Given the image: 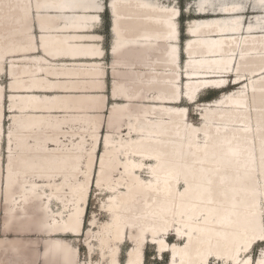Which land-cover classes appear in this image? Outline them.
Listing matches in <instances>:
<instances>
[{
	"label": "bare ground",
	"instance_id": "obj_1",
	"mask_svg": "<svg viewBox=\"0 0 264 264\" xmlns=\"http://www.w3.org/2000/svg\"><path fill=\"white\" fill-rule=\"evenodd\" d=\"M213 2L219 5L220 0H193V15L185 22L181 42L180 16L172 21L177 37L169 40L171 13L165 9L176 6L174 0H106L112 35L111 61L106 64L101 58L82 54L93 47L91 38L101 35L96 30L101 19L93 25L92 17L99 13L88 7L90 0H0V77L4 73L12 85L6 89L7 109L3 107L5 92L0 91V127L7 113L13 133L11 171L8 133L3 141L8 155L0 172V197L4 215H14L18 227L32 229L13 230L12 237L0 230V264H36L39 258L42 264H120L123 241L131 245L123 264H144L147 245L154 247L156 258L167 254L168 264H205L206 259L227 264L237 231L227 223L233 203L243 214L258 198H264V175H260L264 8L259 7V0H225L229 6H243L235 13L196 10L201 3ZM37 3L42 6L38 13ZM247 3L253 5L251 11ZM96 47L104 51L101 43ZM220 61L233 65L224 79L236 80L237 67L247 79L225 92L231 85L199 89L197 103L192 104L199 124L188 120V112L178 115L177 110L189 102L167 98L171 82L189 83L192 76L195 84L196 77L202 79ZM244 84L248 85V107L240 108L239 96L227 97ZM114 88L126 93L119 103L112 99ZM209 90L220 93L199 100ZM108 99L113 101L108 111L111 126L108 116L103 121L104 100ZM101 117L109 146L105 149L103 139L98 157ZM144 166L149 174L145 178L139 173L145 171ZM202 167L214 176L212 204L202 192L206 178ZM85 171L89 186L92 183L96 190L107 192L101 204L107 220L92 216L82 235L40 231L63 211L62 223L71 226L78 202L84 211L87 198L81 200L78 182ZM97 179L102 189L96 187ZM39 182L46 183L47 192ZM51 200L60 204L59 209L49 208ZM169 230H173V241L166 238ZM29 234L41 236L30 238ZM79 242L86 249L85 260L79 258Z\"/></svg>",
	"mask_w": 264,
	"mask_h": 264
},
{
	"label": "snow or ice",
	"instance_id": "obj_2",
	"mask_svg": "<svg viewBox=\"0 0 264 264\" xmlns=\"http://www.w3.org/2000/svg\"><path fill=\"white\" fill-rule=\"evenodd\" d=\"M243 5L239 3H233L230 6L225 2V0H220L219 5L216 3L212 4H206L201 3L196 6L197 11H217L224 13H235L237 12ZM27 9H31V3H29L27 6ZM42 6L37 3L36 9L37 13L39 12V9ZM91 9L95 10L97 13H103L107 9V3L106 0H90V3L88 5ZM115 8V5L112 6ZM259 7L264 8V0H259ZM192 8V5L189 4L188 8H184V4L182 0H178V3L176 6H173L171 9H165V11H170L171 17L168 21L169 27L171 28V33L169 36V40H175L177 37V26L175 23H172L173 20H175L177 17L181 16V13L184 10L190 11ZM101 17L100 15H96L92 17L93 25L98 23L100 21ZM43 30V29H41ZM189 31H192L190 28ZM104 40V37L102 35H97L91 38V43L93 47L89 49L87 52L82 53L84 55H90L91 57L95 58H101L103 59L106 53L99 47H96V45L100 44ZM43 42V37H41V43ZM31 47V46H30ZM116 47L114 46L112 51L116 52ZM175 52L176 49H172L173 53V60H175ZM48 55H51V53H48ZM215 67L208 68L207 72L203 76V78L196 77V83L193 84L192 80L193 77L189 76V83H183L182 80L177 79L171 82V91L170 94L167 96L168 99L173 101H179L180 103H184L185 100L189 102L188 106L185 108H179L177 110L178 115H183L184 113H187L190 109L192 104H196V92L199 91L201 88H221L222 86L228 84L231 86H235L242 82V80L247 79V77H241L239 68L237 67L236 71V80L224 79L225 73H231L233 65L231 62H215ZM99 68H103L104 65L97 66ZM188 69L187 67L184 69V73H187ZM10 75V73H9ZM262 76H264V72L261 73ZM219 76V79H216L215 77ZM12 85L6 84L5 89H11ZM4 89H0V91H3ZM247 91H248V85L244 84L243 88L239 90L238 93H232L231 97H237L239 96L241 99L237 100V107L244 108L248 107L247 103ZM253 92H255V89H253ZM126 95L124 90L117 91L115 88L112 92V99L113 101H116L119 103V98L124 97ZM128 99H131V95L128 94ZM103 99V98H102ZM107 100H104V111L105 114L106 108H107ZM222 103V101H221ZM11 105H9V111H12ZM198 111H202V108H197ZM113 111H117V108H113ZM261 117L264 119V109H261ZM101 119V126H100V134L103 135V125H102V117ZM109 125L111 126V120L112 117L108 116ZM13 124H15V120H13ZM12 125L9 126L8 131V154H9V170L11 171L12 166V137L13 133L11 131ZM219 132V129L217 130ZM250 131V129H249ZM94 138H96V130L94 129ZM104 147L105 149L108 148V136H104ZM209 137L206 133L205 135V148H207V141ZM198 143V141H197ZM160 157L158 156L157 159ZM100 163H101V170L103 172V165H104V157H100ZM203 163V162H201ZM253 163H254V157H253ZM201 172L205 173V181L204 185L202 186V192L207 194L208 196V203L212 204L214 203V200L212 199L213 195V187L215 184L213 173L209 170L201 168ZM260 175H264V140L261 142V164H260ZM89 173L85 171L82 175V180L78 182V190L80 191V197L81 200H84L86 198H90V192H89ZM221 185L224 183V177L220 178ZM96 187L98 189H102V183L99 179L96 180ZM187 191V190H186ZM257 197H259L261 194L256 193ZM103 205H101V209H103ZM233 211L229 212L227 214V223L229 226H234L237 231L234 233V241H233V247H234V253H232L227 260V264H264V247H261L259 250V253L257 254L255 252V245L257 242L264 243V198H258L255 202V204L249 206L248 210L241 214V212L237 211L238 205L236 203H233L232 205ZM256 209L257 211H252L251 209ZM211 211H217L216 209H212ZM235 217V220L232 219V217ZM63 221V215H61L58 218H50L47 223H45L40 231H63L65 233L68 232H77L79 234H83L82 229L83 226L86 225L87 222V215L86 212L83 211L80 206L79 202L77 203V210L75 213V222L69 226V224L62 223ZM93 223H95V218H93ZM0 230H2L5 233H9L13 230H17L18 233L20 231H26L31 232V226L28 227H18L17 220L15 216L13 215L11 218H9V213H5L3 222L0 223ZM91 232V229H89ZM87 242V238H86ZM242 253L244 255H242ZM213 254L211 252L208 253V257H211ZM247 257V258H246ZM87 264H90V261L87 262ZM205 264H212L211 259H206ZM217 264H219V259L217 260Z\"/></svg>",
	"mask_w": 264,
	"mask_h": 264
},
{
	"label": "rangeland",
	"instance_id": "obj_3",
	"mask_svg": "<svg viewBox=\"0 0 264 264\" xmlns=\"http://www.w3.org/2000/svg\"><path fill=\"white\" fill-rule=\"evenodd\" d=\"M173 1V0H170ZM190 0H182L183 4H184V8L187 9L188 5L191 4L192 8L190 11L188 10H184L181 13V16L178 19V26H179V32H180V41L182 42L185 39V35H184V25L185 22L188 18L192 17V13L195 7V4H193V0H191V3H188ZM174 3L177 5L178 0H174ZM213 3H217V2H213ZM253 5L251 3H247V8H249V10H252ZM100 17H101V25L99 26L97 30L98 33H100L103 37L104 40L101 42L102 47L104 49V52L106 53V55L103 58V62H105L106 64L109 63L111 61V55H110V50H108V44H109V32H108V27H109V23H110V14H109V9L107 8L105 12H103L102 14L99 13ZM248 19V18H245ZM108 50V51H107ZM184 59V54L182 51H180V60L182 61ZM8 62L9 59L6 61L5 63V69L8 67ZM108 72L106 73V85L109 86V83L111 81L110 75L108 74L110 71L108 69H106ZM8 78L6 77V75L3 73L2 76L0 77V84L2 85L5 95H4V103H3V107L4 109H7V105H8V92L5 89V85L8 84ZM233 86H229L228 88L224 89L223 91H228L229 89H231ZM220 92L219 91H213V90H209L207 92H205L203 95H200L198 98L199 100H209L211 98L216 97ZM106 96L108 95V92H105ZM108 104H107V109L106 112L107 114H105V111L103 112V121L105 120V118L108 116V111L110 109V107L112 106V100L108 99ZM106 116V117H105ZM187 117L188 120L194 124H199L200 123V116L197 115V113L192 109L188 111L187 113ZM103 125V124H102ZM9 126L10 123L8 121V114L6 113L5 116L2 117V121H1V131H0V143L3 144L2 148H1V166H0V172L1 175L3 173V164L5 166V161L7 159V149L6 147H4V143L5 142V138L7 136V133L9 131ZM106 127L104 126L103 128V135L100 134L98 135V143H97V149H98V157L101 155L102 150H103V137L105 136V134L107 133L106 131ZM113 136H117L116 133H110ZM198 141H203L202 138H198ZM96 166V165H95ZM94 166V168H95ZM147 166H144V169H146ZM143 178L147 177V175L149 176V174L147 173V170H145L144 172H139ZM40 187L42 189L45 190V192H47V190L49 189L46 185V183L43 182H39ZM89 192H90V198H87V203L85 205L84 211L86 212L87 215V222L86 225L84 226V228H87V225L89 223V220L92 218V216H95L97 221H105L107 220L108 216L105 213V211L103 209H101V204H103L105 202V200L107 199V192L105 190L103 191H99L96 190L94 186H92V183H90L89 186ZM49 208L53 209V210H57L60 207V204L55 201V200H51L49 201ZM3 206H4V200L2 197H0V223H2V219L4 217V212H3ZM66 214V211H63V215ZM173 230H169V234L167 235V239L168 241H173V236L171 235ZM13 234V235H12ZM0 235H2V232L0 231ZM8 236L12 237L14 236V233L9 232ZM41 235L39 234H29L28 237H32V238H40ZM78 250H79V258L81 260H85L87 259V254H86V249L85 247L79 242L78 243ZM131 245L128 241H123L122 244L120 245V252H119V261L120 264H123L124 259H125V252L128 248H130ZM255 252L258 254L259 250L261 247H264V243H258L255 246ZM40 249V248H38ZM144 258H143V262L144 264H168V255L167 254H163L160 258H156L154 256V247L152 245H147L144 248ZM93 259H97V255L93 254L92 255ZM38 263L36 264H42V260L41 258H39L37 260ZM104 261H102L103 263ZM213 263V262H212ZM214 264V263H213Z\"/></svg>",
	"mask_w": 264,
	"mask_h": 264
},
{
	"label": "crops",
	"instance_id": "obj_4",
	"mask_svg": "<svg viewBox=\"0 0 264 264\" xmlns=\"http://www.w3.org/2000/svg\"><path fill=\"white\" fill-rule=\"evenodd\" d=\"M108 32H109V30H108ZM111 41H112V35H111V33L109 32V44H108V50H109V47H110V45H111ZM107 50V51H108Z\"/></svg>",
	"mask_w": 264,
	"mask_h": 264
}]
</instances>
